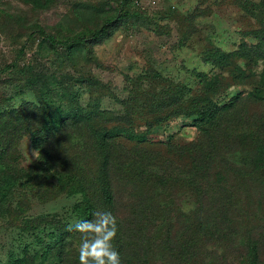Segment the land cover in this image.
I'll list each match as a JSON object with an SVG mask.
<instances>
[{
    "label": "rangeland",
    "instance_id": "1",
    "mask_svg": "<svg viewBox=\"0 0 264 264\" xmlns=\"http://www.w3.org/2000/svg\"><path fill=\"white\" fill-rule=\"evenodd\" d=\"M35 29L75 42L54 47ZM11 64L15 69L0 76V117L28 113L26 106L33 105L35 114L42 112L44 126L52 121L57 130L67 118L70 123L64 127L62 146L77 155L82 143L78 131L82 122L91 119L112 132L116 142L112 146H119L123 154L135 150L138 157L152 161L157 157L155 163L165 168L171 166L167 159L184 166L189 156L179 154L196 140L201 118L181 114L149 129L142 97L147 91L158 97H182L172 111L164 109L170 115L177 106L191 108L183 102L211 101L220 108L238 98L245 103L243 114L251 125L254 114H264V0H0V69ZM157 114L149 113L150 117ZM47 133L40 127L18 142L14 138L13 150L2 157L1 163L8 167L0 165V264H60L48 250L62 237L57 225L37 228L35 221L58 219L69 228L82 219V203L95 202L91 189L69 191L45 202L31 191L35 174L37 181L44 180L39 164L45 163ZM33 150L40 153L38 160L32 157ZM224 154L226 162L235 165L236 153ZM243 155L247 157L237 166L247 169L240 165L242 161H253L245 179L244 173L237 177L215 165L207 173L212 185L230 190L233 198L229 210L220 214L229 225L222 229L226 240L215 244L214 238L203 239L201 259L208 256L209 261L218 251L224 255L223 264H242L243 247L249 249V239L257 235L255 228L264 227V160L249 150ZM96 159L90 155L85 169L97 171ZM52 177L45 180L56 187ZM178 178L177 192L158 189L152 194L163 195L156 201L160 205H166L167 194L172 196V215L181 213L182 220L193 214L196 193L185 174L179 173ZM137 185L143 192L146 184ZM116 207L117 225L126 230L124 223L135 215L133 205L124 198ZM180 223L188 226L187 221ZM151 229L141 236H147L150 245L161 232ZM127 231L122 243L117 235L112 241L116 250L129 253L125 259L120 256L127 259L125 264L167 263L155 247L147 252L134 250L139 248L136 234ZM79 235L65 242L64 254H73L68 264H78ZM180 240L191 248L190 236ZM190 248L183 253L184 264H201ZM260 249L264 258V247Z\"/></svg>",
    "mask_w": 264,
    "mask_h": 264
},
{
    "label": "trees",
    "instance_id": "2",
    "mask_svg": "<svg viewBox=\"0 0 264 264\" xmlns=\"http://www.w3.org/2000/svg\"><path fill=\"white\" fill-rule=\"evenodd\" d=\"M33 32L43 33L46 42L54 47H65L75 42L58 40L45 34L40 29H35ZM13 68L15 69V64L0 69V76L8 74ZM142 99L146 104L144 110L147 119L145 122L148 125L146 127L149 129L161 121H167L168 118H174L181 114L186 116L198 115L201 118L197 122L200 127L196 140L184 147V152L180 150L179 157L186 154L189 156L188 164L175 166L167 159L171 166L165 168L163 165L155 163L157 157L153 161L147 157H138L135 150L132 152L133 154H123V149H120L119 146L118 149L113 147L116 142L112 132L107 131L106 127L92 123L91 119L90 121L87 119L84 124L82 122L80 126L82 129L78 131L80 132L78 136H82L81 154H74L72 149L62 146V142L65 143V135L67 134L64 127L70 123L66 120L67 118L63 120L65 123H62L56 130L52 121H48L45 126L42 125V112L40 111L37 115L33 112L36 108L34 109L33 105H28L26 106L28 113H24V111L21 114L11 112L8 117L4 115L0 117V130H3V135L0 137V165L7 166L6 162L1 163L2 157L13 150L14 138L18 142L23 136L43 127L44 131L48 132L44 147L46 150L45 163L39 164L43 169L44 180L37 181L35 171H33V174H35L34 180L36 181L29 185L31 191L36 193V196L42 202L69 191L80 189L83 193L84 190L91 189L94 194L92 200H95V202H90L87 199L82 203L81 220L92 219V213L97 210L110 211L118 220V216L115 214L116 204L125 198L133 205L132 209L135 215H131V218L124 223L126 230L119 226L120 224L117 225L119 244L122 243V240L128 238L127 229L129 228L136 234L135 239L138 240L139 248L134 247V250L147 252L155 247L167 257L166 264H184L182 260L183 253L185 249L188 250L190 247L186 246L180 239L186 235L191 238L190 249L193 258L201 259L202 257L199 254L202 252L203 239L214 238L215 244L223 242V239L226 240L222 229L223 227H229V225L225 216H220V214L225 210H229L228 205L233 198L230 190L217 189L212 185L208 181L207 173L215 165L217 168H224L226 172L233 171V174L237 177L238 174L242 177L244 173L245 179L249 168H253V161H242L240 165H247V169L237 166L238 160L247 157L243 154L249 150L252 156L261 157V160H264V114H254V122L251 125L247 124L242 109L245 103L242 104V100H238V98L220 108L208 99L206 103H203V100H193L190 104L189 102H187L188 104L183 102L182 104L186 106L191 105V108L187 110L185 107L177 106V109L171 115L164 109L172 111L175 108L172 106L178 105L182 97L181 99L162 95L158 97L153 92L147 91ZM253 103H257L256 100ZM150 112L159 115L157 114L158 117L157 115L150 117ZM228 132L231 133L228 134ZM135 149L137 150V148ZM224 151H234L236 153L235 165L226 162ZM92 154L96 156V161H99L96 163L97 171L93 173L86 170L84 166ZM262 168L264 169V166ZM179 173L185 174L187 183L190 184L192 189H195L196 193L193 214L186 216L185 219L183 218L184 220H180L181 213L177 212L172 215L171 210L173 209L169 207L170 197L172 196L167 194L166 205H160L156 201H160L163 195L152 194V191L158 189L165 192H177L176 186H181V181L178 178ZM249 173L251 174V172ZM52 174L55 175L58 183L56 187L45 180L47 177L53 178ZM138 182L146 184L141 193L138 191ZM180 221H187L188 226H186V223L181 224ZM35 223L37 228L40 224L48 228L57 225V231L62 237L56 246L48 248L49 255L59 259L60 264H68L67 260L73 254L71 251L64 254V249L68 245L65 242L67 238L73 239L78 233L69 231V228L64 226L58 219L52 220V218L42 217ZM175 225L178 226L175 229L176 231L174 230ZM151 228L156 233H159L158 229L161 232L153 244L150 245L147 236H144L143 239L141 236L152 230ZM122 231L123 234H121ZM255 233L257 235L249 239V249H246V244L243 247V255L240 258L242 264H264L262 250L260 249L264 247V227L255 228ZM59 246H61V249H55V253L53 248ZM117 251L121 258L125 259L129 256V253L123 254L122 250ZM218 253V251L213 252L209 261L208 256H204L201 259V264L209 262L210 264H223L220 261L223 260L224 255ZM245 254H248V258L245 257ZM125 263H128L127 259L126 261L121 259V264Z\"/></svg>",
    "mask_w": 264,
    "mask_h": 264
},
{
    "label": "clouds",
    "instance_id": "3",
    "mask_svg": "<svg viewBox=\"0 0 264 264\" xmlns=\"http://www.w3.org/2000/svg\"><path fill=\"white\" fill-rule=\"evenodd\" d=\"M39 155L33 150L32 157L38 160ZM92 217L69 225V231L80 234L78 264H121L120 254L112 243L117 235L116 217L107 210L94 211Z\"/></svg>",
    "mask_w": 264,
    "mask_h": 264
}]
</instances>
